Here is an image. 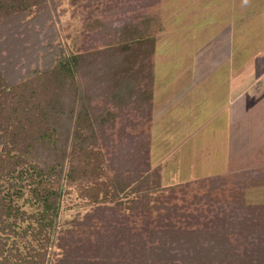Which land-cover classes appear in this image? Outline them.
<instances>
[{
	"label": "rangeland",
	"instance_id": "374dc122",
	"mask_svg": "<svg viewBox=\"0 0 264 264\" xmlns=\"http://www.w3.org/2000/svg\"><path fill=\"white\" fill-rule=\"evenodd\" d=\"M48 1L49 12L42 15L40 20L34 19L35 22H30V25L19 27L14 34L12 31L17 27L9 33L0 31V61H10V70L23 68L25 72V65L36 66L37 53H41L38 43L42 42H51V48L59 45L65 50L104 48L109 37L104 30L106 25L118 26L128 16L139 14L137 17L150 16L154 20L152 33L158 39L154 57L156 93L152 110L141 104L124 107L118 110L120 117L114 123L96 127V135L92 137L93 151L87 153L92 158L90 174L83 181L79 180V183L64 189L58 230L52 241L46 235L37 233V227H27L26 221L12 227L6 225L5 228L0 224L3 249L0 262L7 258L11 260L10 264L23 259L32 264H264V230L259 231L263 235H254V242L258 244L254 247H247L248 241L236 240L232 236L227 244L220 240L221 235L208 232L205 234L209 239L205 242L210 248L207 254H129L126 242L130 234L138 231L144 223L141 217H132L128 208L129 200L134 195H121L127 202L122 207L105 195L107 188L112 191L114 177L126 181L141 178L147 174L148 167L159 166L162 186L195 182L194 186L187 187L186 192L177 187L171 203L181 206L186 201L184 196L190 199L194 192L202 195L208 190L211 194L209 198L218 199H202L200 206L204 209L241 211L264 205V105L251 109L242 120L230 126L231 129L219 114L213 113L203 122L207 116L204 110L208 106L195 98L201 96L202 89L193 88L187 79L193 74L189 64L191 61L198 62L201 57L198 54L214 58L219 53L212 52V48L206 44L208 42H204L205 36L204 41L197 44L201 30L195 28L192 33L187 30L190 21L188 11L192 9L198 15L200 11L204 12L206 0H90L93 5L89 11L80 4L87 0H80V3H73V0ZM33 14L29 13L27 19ZM43 20L45 23L41 26ZM33 40L36 41L35 46ZM205 44V50L200 51ZM13 54L16 56L9 57ZM170 76L173 87L164 79ZM165 86L170 89L165 92L167 99L163 101L161 88ZM222 100L224 98L220 96L215 101L220 103ZM109 108L117 111L116 107ZM193 108L197 116L189 113ZM165 110L170 113L166 114ZM174 110L181 113L177 114L182 116L181 121L179 117L174 120L177 119L173 113L171 115ZM198 122L203 126L205 124V129L201 126V130H187L188 125L191 127V124ZM84 127V135L93 132L88 125ZM188 136L194 137L188 140ZM79 155L85 157L86 153L82 151ZM82 171L83 165L79 163V178ZM205 177L207 184L203 185L198 180ZM164 193L168 195L169 191L165 190ZM158 195L160 201L166 203L167 198L156 191L152 206L159 204L160 201L155 202L154 199ZM24 197L26 199L18 201L22 208L32 210L38 206L29 201L26 195ZM191 208V211L195 210ZM244 213L247 212L243 211L242 217L247 216ZM156 214L155 211L153 218L157 217ZM209 214L211 216V212ZM243 221L239 217L231 219L233 231L249 224V220ZM79 223L85 227L91 226L94 232L89 239L82 240L76 236V240L70 244L73 248L69 254H65L63 247L68 240L59 243V237L64 229L76 228ZM99 227L108 234L106 237L97 238L95 230ZM24 228H27V233L23 234L21 231ZM222 241L228 248L223 247L221 253L215 254L216 246ZM16 252L20 254H14Z\"/></svg>",
	"mask_w": 264,
	"mask_h": 264
},
{
	"label": "trees",
	"instance_id": "16d2710c",
	"mask_svg": "<svg viewBox=\"0 0 264 264\" xmlns=\"http://www.w3.org/2000/svg\"><path fill=\"white\" fill-rule=\"evenodd\" d=\"M48 2L0 0V31L9 33L17 27L12 31L14 34L19 27L30 25L34 19L40 20L49 12ZM77 2L80 0H73V3ZM80 4L88 11L92 10L90 0ZM29 13L34 14L27 19ZM138 15L128 16L118 26L106 25L104 30L109 37L106 36L104 48L65 50L59 45L51 48V42L38 43L41 45V53H37L38 64L25 65V72L23 68L10 70V61L6 59L0 61L2 228L26 221L27 227H37V233L52 241L58 230L64 189L90 174L92 158L87 153L93 151L92 137L96 135V127L114 123L120 117L118 110L124 107L141 104L152 110L158 39L152 33L153 18ZM44 23L45 20L41 21V26ZM32 44L35 46L36 41L33 40ZM109 106L116 107L117 111L110 110ZM86 125L93 132L84 135ZM82 151L86 153L85 157L79 155ZM79 163L83 165L80 178ZM113 180L112 191L110 188L105 191L108 200L122 207L127 202L121 195H134L128 208L132 217H141L144 222L126 242L129 254H207L210 250L205 242L209 240L206 238L208 232L221 235L220 240L227 244L230 236L236 240L244 239L249 242L247 247L258 245L254 242L255 234L263 235L259 231L264 230V205L241 211L204 209L200 206L202 199H218L209 198L208 190L202 195L194 192L190 199L184 196L186 201L181 206L171 203L177 187L186 192L187 187L194 186L195 182L162 186L159 166L148 167L147 174L141 178L126 181L116 176ZM206 180L205 177L198 181L206 185ZM165 190L169 191L168 195H164ZM156 191L167 198V204L160 201L158 195L154 199L160 201L159 204L151 205ZM25 195L38 206L32 210L22 208L18 201L26 199ZM191 206L194 211L190 210ZM155 211L157 217L153 218ZM243 211L247 216L242 217ZM238 217L249 220V224L233 231L231 219ZM95 231L98 239L108 235L100 227ZM21 232L27 233V228ZM93 232L94 228L80 223L76 228L64 229L59 237V243L68 240L63 252L69 254L73 248L70 244L76 236L89 239ZM223 241L216 246L215 254L221 253L223 247L228 248ZM0 253H3L1 241ZM10 261L6 258L0 264H10ZM14 264L32 263L23 259Z\"/></svg>",
	"mask_w": 264,
	"mask_h": 264
},
{
	"label": "crops",
	"instance_id": "0c3cea01",
	"mask_svg": "<svg viewBox=\"0 0 264 264\" xmlns=\"http://www.w3.org/2000/svg\"><path fill=\"white\" fill-rule=\"evenodd\" d=\"M203 8L205 11H200L199 15L192 9L188 11L190 21L187 30L190 33L195 28L201 30L199 34L202 35H198L197 44L200 45L205 36L204 42H208L206 44L212 48V52L219 53L214 58L198 54V57L201 56L198 62L189 61L190 72L193 74L187 75V79L193 88L202 89V97L195 98L197 102L208 106L204 110L207 116L203 122L215 113L222 115L227 127L231 129L230 126L242 120L251 109L264 105V0H206ZM206 44L199 50H205ZM164 79L168 80L166 83H171V76ZM169 89L168 86L161 88L163 101H166L165 92ZM154 92L156 93V89ZM220 96L224 100L216 103L215 100ZM194 110L193 108L189 113ZM165 113L169 114L170 111ZM172 113L177 118L174 120H178V117L182 120V116L177 115L180 112L174 110L171 115ZM192 115L198 114L193 112ZM200 124L194 123L191 127L188 125L187 130H201L203 125ZM203 127L205 129V124ZM193 137L188 136V140Z\"/></svg>",
	"mask_w": 264,
	"mask_h": 264
}]
</instances>
